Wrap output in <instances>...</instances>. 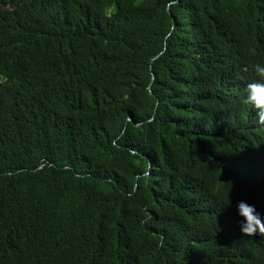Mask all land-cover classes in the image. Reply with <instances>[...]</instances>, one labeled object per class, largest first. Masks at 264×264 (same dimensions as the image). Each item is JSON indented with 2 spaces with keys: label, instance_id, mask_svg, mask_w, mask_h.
<instances>
[{
  "label": "trees",
  "instance_id": "obj_1",
  "mask_svg": "<svg viewBox=\"0 0 264 264\" xmlns=\"http://www.w3.org/2000/svg\"><path fill=\"white\" fill-rule=\"evenodd\" d=\"M264 0H0V264H264Z\"/></svg>",
  "mask_w": 264,
  "mask_h": 264
},
{
  "label": "clouds",
  "instance_id": "obj_2",
  "mask_svg": "<svg viewBox=\"0 0 264 264\" xmlns=\"http://www.w3.org/2000/svg\"><path fill=\"white\" fill-rule=\"evenodd\" d=\"M249 67L256 79L246 84L241 103L255 109L257 124L264 125V64L257 62ZM235 215L240 234H264V215L257 211L254 205L244 200L236 201Z\"/></svg>",
  "mask_w": 264,
  "mask_h": 264
}]
</instances>
